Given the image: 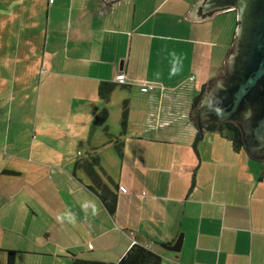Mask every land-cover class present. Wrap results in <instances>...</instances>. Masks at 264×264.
I'll return each instance as SVG.
<instances>
[{
  "label": "crops",
  "instance_id": "0c3cea01",
  "mask_svg": "<svg viewBox=\"0 0 264 264\" xmlns=\"http://www.w3.org/2000/svg\"><path fill=\"white\" fill-rule=\"evenodd\" d=\"M198 1L181 4L179 14L173 0L2 4L1 264L7 249L20 251L15 264L34 258L72 264V253L117 262L134 242L160 254L162 264H264V160L250 155L244 141L236 151L221 133L204 129L215 121L201 123L195 142L200 131L192 111L209 82L226 75L238 27L235 9L186 19ZM228 25L226 47L220 39ZM120 73L126 84L116 81ZM103 82L116 83L107 98L99 92ZM104 108L108 127L94 128ZM108 133L120 136L121 149ZM27 143L30 153L21 150ZM94 155L117 184L114 213L88 187L85 170L76 169ZM38 216L46 235L26 236L24 248L19 229Z\"/></svg>",
  "mask_w": 264,
  "mask_h": 264
},
{
  "label": "water",
  "instance_id": "95a60500",
  "mask_svg": "<svg viewBox=\"0 0 264 264\" xmlns=\"http://www.w3.org/2000/svg\"><path fill=\"white\" fill-rule=\"evenodd\" d=\"M241 1L199 0L184 15L191 21H203L212 18L219 11L238 8L239 17L244 22L237 27L235 36L238 38L242 35L246 23L251 31L249 40L252 38L239 67L236 63L240 48L233 43L235 47L232 45L224 62L223 71L226 75L209 82L204 96L192 111L191 118L197 122L199 131L201 123L206 121L237 122L243 130L242 140L248 153L264 160V0ZM247 1L249 3L244 13ZM253 106L259 108L254 126ZM173 249L178 250L179 246Z\"/></svg>",
  "mask_w": 264,
  "mask_h": 264
},
{
  "label": "trees",
  "instance_id": "16d2710c",
  "mask_svg": "<svg viewBox=\"0 0 264 264\" xmlns=\"http://www.w3.org/2000/svg\"><path fill=\"white\" fill-rule=\"evenodd\" d=\"M236 11V10H235ZM120 84V83H119ZM116 83L103 82L100 86V95L104 98L110 96L113 92ZM200 95L195 99L199 100ZM123 112V128L126 129L128 124L129 109L127 103L124 101ZM110 117L109 110L107 108L99 110L95 121L94 128L104 127L107 129L108 120ZM206 131H216L221 133L225 138L229 139L233 145L234 150L240 151L243 149L242 131L240 127L232 121L226 122H210L204 124ZM109 134V133H108ZM203 132H200L196 136L195 142H199L202 139ZM110 135V141L116 144L118 149L122 148L123 141L118 135ZM100 158L91 156L89 159H83L78 161L76 169H84L90 178L89 188L93 190L102 199L107 209L114 213L118 202V194L116 191L117 184L113 177L107 175L106 171L99 169ZM109 180V183L107 182ZM93 244H89V248H92ZM8 262L7 264H15L16 262V250H8ZM74 256L72 264H162V256L147 246L134 242L130 248L120 257L117 262H109L102 260H92L83 257L79 253H72Z\"/></svg>",
  "mask_w": 264,
  "mask_h": 264
},
{
  "label": "rangeland",
  "instance_id": "374dc122",
  "mask_svg": "<svg viewBox=\"0 0 264 264\" xmlns=\"http://www.w3.org/2000/svg\"><path fill=\"white\" fill-rule=\"evenodd\" d=\"M194 1H196V0H183V1H180V0H173V2H174V5H173V7H172V9H174V12L175 13H177V14H179V13H181V9L183 8L182 6H180L181 4H184V3H189V5L192 3V2H194ZM6 2V4H4V6L5 7H8V4H7V0H0V17H2V14L4 15V12L2 11V8H1V6H2V4L3 3H5ZM164 11V9H162V12ZM224 20L225 21H229L230 22V16H228L227 15V17L225 18L224 17ZM223 31H225V35H223V36H221V41L223 42V43H226V44H224L226 47H227V45H228V43H229V37H230V34H231V25H228V27H224L223 28ZM219 50L220 49H222V47H220V48H218ZM212 56H213V58H214V51L212 52ZM215 62H216V59H215V61H213V59H212V65H214L215 64ZM214 68H212L211 70H210V73L211 72H213L214 74H215V72H214V70H213ZM33 104L35 105L36 104V101L34 100L33 101ZM23 130H28V129H23ZM23 135V136H22ZM18 137V141L19 142H25V140L27 139V137H28V134H27V132L26 133H24V134H21V137L19 136V135H17ZM28 143L25 145V146H21V150H22V152H28V153H30L31 151H32V149L31 148H29L28 147ZM230 146H231V148H232V143H230ZM41 150V149H40ZM37 152H39V151H37ZM37 152L35 151V156H37L38 154H37ZM221 156L222 157H225V154L224 153H222L221 154ZM18 183V182H17ZM30 214H31V210H30ZM30 216H32V214L30 215ZM36 219H37V221H35V223L32 225V227H30V228H28L27 227V230L29 229V231H27V230H25V228H20L19 229V231L20 232H24V235L22 236L24 239H23V246L22 247H24L25 248V246H26V244H25V242H26V240H27V237L29 238V239H31V238H36V237H44L46 234H45V231H46V229H43V227H42V223H41V218L38 216V217H36ZM27 225H28V223H27ZM25 231H26V233H25ZM0 232H3L2 230H0ZM27 236V237H26ZM52 236H55L54 237V242H56V241H58V240H60V238H59V235H58V233L57 234H54V235H52ZM16 238V243H17V245L19 246V238H20V236H18V237H15ZM23 248V249H24ZM8 250L9 249H7V255H8ZM16 251H19V250H16ZM20 252V251H19ZM21 252H24L23 250H21ZM45 259L46 258H44V259H42V260H44L45 261ZM20 260H23V259H20ZM37 260H38V258H34V259H32L31 261H30V264H36L37 263ZM1 264V263H0Z\"/></svg>",
  "mask_w": 264,
  "mask_h": 264
},
{
  "label": "flooded vegetation",
  "instance_id": "af4514ba",
  "mask_svg": "<svg viewBox=\"0 0 264 264\" xmlns=\"http://www.w3.org/2000/svg\"><path fill=\"white\" fill-rule=\"evenodd\" d=\"M240 1H241V0H240ZM241 2H242V3H245V2H243V1H241ZM248 3H249V1H247V5H246V6H245V4H244V13L246 12L245 9H247V7H248ZM235 10H236V13H237V17H238V26H239V25H241L244 21L239 17V14H238V8H235ZM248 14H249V13H248ZM248 14H246V15H248ZM248 16H250V14H249ZM246 21H247V20H246ZM250 35H251V31L249 30V27H248V26L246 25V23H245V28H244V30H243L242 35L240 34L238 38L235 36L234 45H237V46L240 48V55L238 56V58H237V63H236V65H238L237 67H239L240 63H242L243 58H244V55H245V51H246V49H247L248 47H250V45H249V41H252V38H250V40H249ZM234 45H233V47H235ZM233 49H234V48H233ZM241 69H242V67H240V70H241ZM258 110H259L258 107L253 106L254 114L252 113V116H253V118H252V126L255 125L256 117H258V115H257L256 113H259Z\"/></svg>",
  "mask_w": 264,
  "mask_h": 264
},
{
  "label": "built area",
  "instance_id": "2783aa9c",
  "mask_svg": "<svg viewBox=\"0 0 264 264\" xmlns=\"http://www.w3.org/2000/svg\"><path fill=\"white\" fill-rule=\"evenodd\" d=\"M116 81L120 84H126L128 82L127 77L124 73L118 74ZM143 85H145L144 89H154L156 87L155 84H150V83H144Z\"/></svg>",
  "mask_w": 264,
  "mask_h": 264
},
{
  "label": "clouds",
  "instance_id": "9594fccd",
  "mask_svg": "<svg viewBox=\"0 0 264 264\" xmlns=\"http://www.w3.org/2000/svg\"><path fill=\"white\" fill-rule=\"evenodd\" d=\"M84 207H88V205H84ZM93 214H95V208L93 207ZM64 219H67L69 223H74L75 217L71 214H65L63 217ZM57 219H61L60 216L57 217Z\"/></svg>",
  "mask_w": 264,
  "mask_h": 264
}]
</instances>
